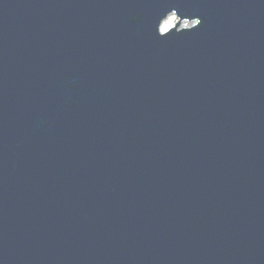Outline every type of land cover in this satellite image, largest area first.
Here are the masks:
<instances>
[{
    "label": "water",
    "instance_id": "1",
    "mask_svg": "<svg viewBox=\"0 0 264 264\" xmlns=\"http://www.w3.org/2000/svg\"><path fill=\"white\" fill-rule=\"evenodd\" d=\"M0 264H264V0H0Z\"/></svg>",
    "mask_w": 264,
    "mask_h": 264
},
{
    "label": "clouds",
    "instance_id": "2",
    "mask_svg": "<svg viewBox=\"0 0 264 264\" xmlns=\"http://www.w3.org/2000/svg\"><path fill=\"white\" fill-rule=\"evenodd\" d=\"M172 18L176 19V11L173 10L172 12ZM189 22H191L189 24ZM201 24V19L199 17H194V18H185L182 24V27L187 30H192L199 26Z\"/></svg>",
    "mask_w": 264,
    "mask_h": 264
},
{
    "label": "bare ground",
    "instance_id": "3",
    "mask_svg": "<svg viewBox=\"0 0 264 264\" xmlns=\"http://www.w3.org/2000/svg\"><path fill=\"white\" fill-rule=\"evenodd\" d=\"M175 23H176V21H174L173 18L171 17V19L167 20L165 26H166V28H170V27H173Z\"/></svg>",
    "mask_w": 264,
    "mask_h": 264
}]
</instances>
